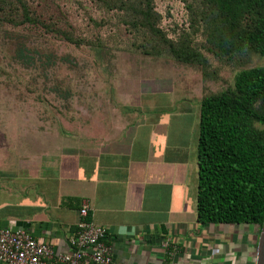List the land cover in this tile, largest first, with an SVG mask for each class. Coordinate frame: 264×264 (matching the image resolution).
Returning a JSON list of instances; mask_svg holds the SVG:
<instances>
[{
	"label": "crops",
	"instance_id": "crops-1",
	"mask_svg": "<svg viewBox=\"0 0 264 264\" xmlns=\"http://www.w3.org/2000/svg\"><path fill=\"white\" fill-rule=\"evenodd\" d=\"M173 86L125 92L87 146H0V228H24L57 254L83 204L122 264H255L258 227L196 219L199 102ZM0 264H7L0 261Z\"/></svg>",
	"mask_w": 264,
	"mask_h": 264
},
{
	"label": "trees",
	"instance_id": "trees-1",
	"mask_svg": "<svg viewBox=\"0 0 264 264\" xmlns=\"http://www.w3.org/2000/svg\"><path fill=\"white\" fill-rule=\"evenodd\" d=\"M90 4L103 17L98 21L89 14L96 32L86 36L65 12L48 13L30 0H0V50L12 45L14 62L29 68L34 57L21 33L35 29L102 55L109 49L105 40L116 39L114 34L104 39L100 30L113 20L114 32L129 36L122 49L198 66L204 77L207 58L188 34L173 40L162 31L153 0H90ZM197 9L191 28L202 35L205 52L216 58L246 53L264 58V0H200ZM196 161L198 223L248 224L259 230L264 219V67L240 70L231 88L202 97Z\"/></svg>",
	"mask_w": 264,
	"mask_h": 264
},
{
	"label": "rangeland",
	"instance_id": "rangeland-1",
	"mask_svg": "<svg viewBox=\"0 0 264 264\" xmlns=\"http://www.w3.org/2000/svg\"><path fill=\"white\" fill-rule=\"evenodd\" d=\"M199 1L153 0V4L161 17L162 31L173 40L188 34L191 43L207 58L204 77L198 66L122 49L127 48L129 36L114 32L113 20L106 22L100 34L104 39L114 34L116 41L105 40L109 49L98 56L86 46L76 47L50 34L35 29L23 31L34 57L29 68L14 62L12 45L0 50V146L20 152L33 146L45 149L54 143L57 148L84 147L100 137L103 124L117 114L125 92L138 91L144 85L173 86L178 90L176 97L194 100L195 96L231 88L240 70L264 67V58L253 53L226 59L203 50L202 35L191 28ZM30 2L51 14L65 12L71 24L86 36L96 32L88 21L89 14L98 21L103 17L91 8L90 0Z\"/></svg>",
	"mask_w": 264,
	"mask_h": 264
},
{
	"label": "built area",
	"instance_id": "built-area-1",
	"mask_svg": "<svg viewBox=\"0 0 264 264\" xmlns=\"http://www.w3.org/2000/svg\"><path fill=\"white\" fill-rule=\"evenodd\" d=\"M80 221L69 243L72 250L57 254L39 243L24 228H0V261L7 264H122L112 260L106 241V230L88 219L83 204L78 211Z\"/></svg>",
	"mask_w": 264,
	"mask_h": 264
},
{
	"label": "water",
	"instance_id": "water-1",
	"mask_svg": "<svg viewBox=\"0 0 264 264\" xmlns=\"http://www.w3.org/2000/svg\"><path fill=\"white\" fill-rule=\"evenodd\" d=\"M255 264H264V219L258 231L257 245L255 251Z\"/></svg>",
	"mask_w": 264,
	"mask_h": 264
}]
</instances>
